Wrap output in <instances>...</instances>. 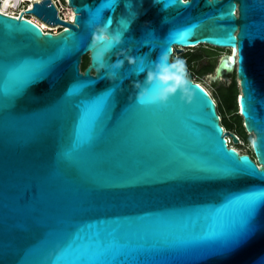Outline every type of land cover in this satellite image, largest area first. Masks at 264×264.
I'll use <instances>...</instances> for the list:
<instances>
[{"label":"water","instance_id":"95a60500","mask_svg":"<svg viewBox=\"0 0 264 264\" xmlns=\"http://www.w3.org/2000/svg\"><path fill=\"white\" fill-rule=\"evenodd\" d=\"M68 3L73 22L31 10L58 33L0 12V264H264V0ZM104 24L123 39L100 67ZM199 45L237 48L258 163L189 76L190 102L138 101L162 53Z\"/></svg>","mask_w":264,"mask_h":264},{"label":"clouds","instance_id":"9594fccd","mask_svg":"<svg viewBox=\"0 0 264 264\" xmlns=\"http://www.w3.org/2000/svg\"><path fill=\"white\" fill-rule=\"evenodd\" d=\"M110 25H96L93 32V45L98 46L95 53V59L104 67V56L111 51L110 47L106 45H116L122 42V34L112 33L109 31ZM169 54L164 52L156 62L155 69L150 70L147 74V84L153 85L152 88L141 87L139 82L134 86L141 88L138 93V101L147 104H167L170 97L178 91L182 93L181 98L186 99L187 102L191 101L190 82L187 75L185 62L181 59H176L174 62L169 63ZM123 61H116V66H122Z\"/></svg>","mask_w":264,"mask_h":264},{"label":"trees","instance_id":"16d2710c","mask_svg":"<svg viewBox=\"0 0 264 264\" xmlns=\"http://www.w3.org/2000/svg\"><path fill=\"white\" fill-rule=\"evenodd\" d=\"M204 45H200L196 48H188V50L182 53L181 59H185V65L187 69V75L199 83L196 77H200L206 73L211 72L214 69V62L209 60L212 57V52L206 50ZM208 60L203 61L204 58ZM90 58L86 54L82 60V67L86 68L89 64ZM202 62V63H200ZM240 95V87L236 73L233 74L231 82L226 86L217 87L214 89L213 98L218 100L217 110L221 116V123L225 129L233 130L238 132L241 139L244 141L249 140V135L244 126V120L238 110V96ZM231 113L234 116L230 117ZM249 153V152H248Z\"/></svg>","mask_w":264,"mask_h":264},{"label":"rangeland","instance_id":"374dc122","mask_svg":"<svg viewBox=\"0 0 264 264\" xmlns=\"http://www.w3.org/2000/svg\"><path fill=\"white\" fill-rule=\"evenodd\" d=\"M200 46V45H199ZM197 46V47H199ZM205 49L212 52V57H210L209 60L213 61L214 62V69L209 72V73H206L200 77H196V79L199 81L200 84H202L204 87H206L208 89V91L212 94V96H214V89L217 88V87H221V86H226L228 85L230 82H231V79L233 77V74L236 73V68H233L229 71H225L224 74H222L221 76H218L217 75V72H216V69L218 68V65L219 63H221L222 59L229 55L230 54V49L228 48H217V47H213V46H209V45H204ZM193 48H196V47H193ZM188 50V48L185 49L184 52H186ZM180 54H176V56L174 57V60L176 59H181L180 58ZM185 62V59H181ZM208 59L205 57L203 59V61H207ZM202 63V62H200ZM187 68V67H186ZM239 98V96H238ZM216 101L218 102V100L216 99ZM238 113H240V107H239V102H238V110H237ZM234 116V113H231L230 117ZM227 132L229 131L230 133H233L235 134L239 141L238 143H232V145L238 149L239 152L241 153H252L253 152V149H252V140L254 138V135L251 134V133H248L249 135V140L248 141H244L243 139H241V136L238 135V132L234 131L233 130H228V129H225ZM230 135H227V138L229 137Z\"/></svg>","mask_w":264,"mask_h":264},{"label":"built area","instance_id":"2783aa9c","mask_svg":"<svg viewBox=\"0 0 264 264\" xmlns=\"http://www.w3.org/2000/svg\"><path fill=\"white\" fill-rule=\"evenodd\" d=\"M43 1L44 0H0V12L16 18H24L30 20L36 23L37 25H39L44 32L58 33L62 31L65 28V26L46 21L43 18L36 15L35 13L31 12V10L34 8V5L36 3L40 4ZM51 2L57 8L58 15L61 19L65 21H71L70 12L73 9L69 5L68 0H51ZM42 23H45L47 27H43ZM182 53L174 52L172 54V61H175L174 57L176 56V54L181 55ZM231 145H232L231 142H229V146Z\"/></svg>","mask_w":264,"mask_h":264},{"label":"bare ground","instance_id":"6f19581e","mask_svg":"<svg viewBox=\"0 0 264 264\" xmlns=\"http://www.w3.org/2000/svg\"><path fill=\"white\" fill-rule=\"evenodd\" d=\"M70 22H73L74 20V11L71 10L70 12ZM43 27H47V25L45 23H42ZM234 50H235V47H231V52L229 55L225 56L221 63H219V65L221 64V68H220V74L222 75L225 71H229L233 68H236V65H237V48H236V51H235V54H234ZM234 54V55H233ZM218 65V66H219ZM200 84V83H199ZM202 85V84H201ZM203 86V85H202ZM204 87V86H203ZM206 88V87H205ZM207 89V88H206ZM208 90V89H207ZM225 128V127H224ZM227 135H230V134H227ZM226 135V137H227ZM230 138H232V136L230 135L229 136V139L227 138V142H228V145H229V142H230ZM254 139V138H253ZM232 144V143H231ZM231 147L235 148L233 145H231ZM236 149V148H235ZM238 151V149H236ZM239 152V151H238ZM241 153V152H239Z\"/></svg>","mask_w":264,"mask_h":264},{"label":"flooded vegetation","instance_id":"af4514ba","mask_svg":"<svg viewBox=\"0 0 264 264\" xmlns=\"http://www.w3.org/2000/svg\"><path fill=\"white\" fill-rule=\"evenodd\" d=\"M230 52H231V49H230ZM81 69H85V68L82 67V64H81ZM232 134H233V133H232ZM234 135H235V134H234ZM230 142L233 143L232 138H230ZM249 154H250V155L252 156V158L255 159V161L258 163V161H257V159H256V157H255L254 152L249 153Z\"/></svg>","mask_w":264,"mask_h":264},{"label":"snow or ice","instance_id":"6c2138e0","mask_svg":"<svg viewBox=\"0 0 264 264\" xmlns=\"http://www.w3.org/2000/svg\"><path fill=\"white\" fill-rule=\"evenodd\" d=\"M185 2H186V0H185Z\"/></svg>","mask_w":264,"mask_h":264}]
</instances>
